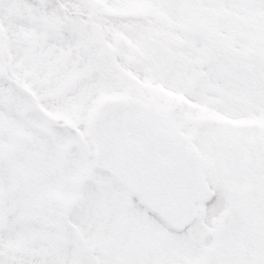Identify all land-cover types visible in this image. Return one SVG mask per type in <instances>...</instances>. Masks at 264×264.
Segmentation results:
<instances>
[{"label": "snow or ice", "instance_id": "obj_1", "mask_svg": "<svg viewBox=\"0 0 264 264\" xmlns=\"http://www.w3.org/2000/svg\"><path fill=\"white\" fill-rule=\"evenodd\" d=\"M0 264H264V0H0Z\"/></svg>", "mask_w": 264, "mask_h": 264}]
</instances>
